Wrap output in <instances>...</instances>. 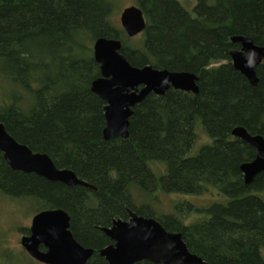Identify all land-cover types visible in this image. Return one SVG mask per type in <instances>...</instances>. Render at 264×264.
I'll list each match as a JSON object with an SVG mask.
<instances>
[{
	"label": "trees",
	"instance_id": "1",
	"mask_svg": "<svg viewBox=\"0 0 264 264\" xmlns=\"http://www.w3.org/2000/svg\"><path fill=\"white\" fill-rule=\"evenodd\" d=\"M181 1L133 0L146 27L130 39L110 21L111 0H0V80L12 87L0 124L89 186L13 171L0 152V194L37 212H66L73 238L94 251L87 264H107L98 251L111 242L101 229L127 222L130 212L180 233L189 252L209 264H264V172L244 183L240 166L255 152L231 135L242 127L264 138V62L253 87L229 57L238 49L231 37L264 46V0H193L189 9ZM98 39L120 41L133 67L195 74L198 93L150 94L133 109L128 138L105 141V104L90 91L99 77L92 53ZM197 126L211 144L189 156ZM154 162L163 173L153 171ZM208 188L223 198L191 225L135 200Z\"/></svg>",
	"mask_w": 264,
	"mask_h": 264
},
{
	"label": "water",
	"instance_id": "2",
	"mask_svg": "<svg viewBox=\"0 0 264 264\" xmlns=\"http://www.w3.org/2000/svg\"><path fill=\"white\" fill-rule=\"evenodd\" d=\"M119 22L124 34L133 38L145 30L142 11L131 6L122 11ZM238 46L229 54L235 71L253 87L258 84L257 69L264 62V46H256L249 38L231 37ZM93 59L99 66V77L90 91L104 105L105 141L114 138L127 139L129 119L133 109L150 94L163 96L170 88L181 92L198 93L197 76L188 72L157 70L151 66H131L121 53L118 40L98 39L92 46ZM231 135L252 148L255 158L240 166L245 184L264 172V138L252 136L242 127L232 130ZM0 152L5 163L13 171L34 174L47 181L67 187H89L76 175L58 169L45 154L34 153L27 146L15 141L0 124ZM125 222L113 221L111 227L101 232L111 244L98 251L107 264H209L189 252L180 233L166 231L154 219H146L129 213ZM69 217L62 210H43L31 220L29 234L23 236L20 245L26 254L40 264H87L94 254L80 246L69 230Z\"/></svg>",
	"mask_w": 264,
	"mask_h": 264
},
{
	"label": "rangeland",
	"instance_id": "3",
	"mask_svg": "<svg viewBox=\"0 0 264 264\" xmlns=\"http://www.w3.org/2000/svg\"><path fill=\"white\" fill-rule=\"evenodd\" d=\"M114 8L110 18L114 27L120 29L119 17L122 11L133 5V0H111ZM193 0H182L181 4L187 9L193 7ZM195 3V2H194ZM141 37L131 40L129 45L135 46ZM12 87L8 82L0 80V104L7 100V92ZM196 139L189 156H195L199 150L210 145L211 142L200 126L196 127ZM151 168L156 174L163 173L162 165L151 163ZM139 194V193H137ZM136 202L141 206L144 204L151 207L154 215L158 217L176 214L185 225L200 222L204 212L208 207L219 202L221 195L213 188H208V192L200 195H165L161 191H156L150 196H135ZM144 201V202H143ZM30 207L28 202L12 201L10 198L0 194V264H38L31 260L20 245V238L27 234L30 223L37 210ZM264 259V250L261 251Z\"/></svg>",
	"mask_w": 264,
	"mask_h": 264
},
{
	"label": "flooded vegetation",
	"instance_id": "4",
	"mask_svg": "<svg viewBox=\"0 0 264 264\" xmlns=\"http://www.w3.org/2000/svg\"><path fill=\"white\" fill-rule=\"evenodd\" d=\"M168 71V70H167ZM170 72H172V71H170ZM170 89H172V88H170ZM169 89V90H170ZM172 90H174V89H172ZM175 91H178V90H175ZM167 92V91H166ZM179 92H181V91H179ZM184 93H186V92H184ZM188 94V93H187ZM25 235H28V234H25Z\"/></svg>",
	"mask_w": 264,
	"mask_h": 264
}]
</instances>
